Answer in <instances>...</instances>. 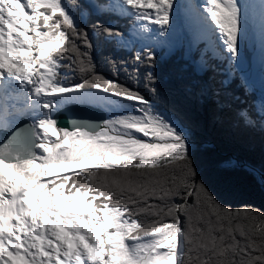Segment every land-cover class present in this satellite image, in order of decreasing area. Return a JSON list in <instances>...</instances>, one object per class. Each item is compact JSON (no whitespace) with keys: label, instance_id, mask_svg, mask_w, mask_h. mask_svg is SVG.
Returning <instances> with one entry per match:
<instances>
[{"label":"snow or ice","instance_id":"6c2138e0","mask_svg":"<svg viewBox=\"0 0 264 264\" xmlns=\"http://www.w3.org/2000/svg\"><path fill=\"white\" fill-rule=\"evenodd\" d=\"M141 68L151 97L116 75ZM206 101L221 134L260 140L259 163L217 167L264 188V0H0V264H264V208L197 166Z\"/></svg>","mask_w":264,"mask_h":264},{"label":"trees","instance_id":"16d2710c","mask_svg":"<svg viewBox=\"0 0 264 264\" xmlns=\"http://www.w3.org/2000/svg\"><path fill=\"white\" fill-rule=\"evenodd\" d=\"M117 60L129 59V54L124 51L108 50ZM107 54V53H106ZM182 61L179 54L165 57L159 64L161 73L166 76L165 90L173 97H179L182 91L180 65ZM96 67L99 72L106 76H113V69L104 61L97 59ZM144 69L141 75L132 79L128 73L120 69L116 73L117 78L125 83H131L138 88L146 97L152 94L145 87L143 81ZM191 114L199 119L202 124L200 135H203L207 144L201 147L197 156V166L210 179L211 186L221 200L236 206L239 203H248L257 208H264V188L258 184L247 181L240 173H227L217 167L218 163L228 157H242L259 163L261 158V146L259 137L250 139L247 143H241L221 134L217 127L208 119L209 103L203 105H190ZM224 178H228L225 180Z\"/></svg>","mask_w":264,"mask_h":264},{"label":"rangeland","instance_id":"374dc122","mask_svg":"<svg viewBox=\"0 0 264 264\" xmlns=\"http://www.w3.org/2000/svg\"><path fill=\"white\" fill-rule=\"evenodd\" d=\"M250 45H252V47L249 49L248 54L251 57L252 63H254V65L251 64V73L256 78L257 87H259V79H260V74L261 73H260V69H257V67H260V65H258L259 62H260L258 39H254L252 42H250ZM256 51H258V53ZM178 54L179 53H177L176 55H178ZM256 54H257V56H256ZM165 57H167V56H165Z\"/></svg>","mask_w":264,"mask_h":264},{"label":"water","instance_id":"95a60500","mask_svg":"<svg viewBox=\"0 0 264 264\" xmlns=\"http://www.w3.org/2000/svg\"><path fill=\"white\" fill-rule=\"evenodd\" d=\"M247 71L251 72V64L247 63ZM71 112V109L64 111L61 115H60V119L62 121H67L70 118L69 113Z\"/></svg>","mask_w":264,"mask_h":264},{"label":"bare ground","instance_id":"6f19581e","mask_svg":"<svg viewBox=\"0 0 264 264\" xmlns=\"http://www.w3.org/2000/svg\"><path fill=\"white\" fill-rule=\"evenodd\" d=\"M259 42V41H258ZM252 47V45L249 44V49Z\"/></svg>","mask_w":264,"mask_h":264}]
</instances>
